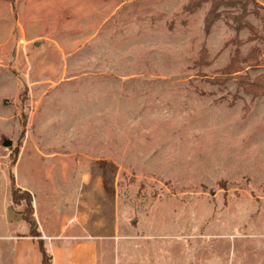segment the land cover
Instances as JSON below:
<instances>
[{
    "label": "rangeland",
    "instance_id": "1",
    "mask_svg": "<svg viewBox=\"0 0 264 264\" xmlns=\"http://www.w3.org/2000/svg\"><path fill=\"white\" fill-rule=\"evenodd\" d=\"M188 1L0 0V264L26 165L41 204L102 180L119 230L101 264H264V96L240 77L264 73V10L207 33L211 3Z\"/></svg>",
    "mask_w": 264,
    "mask_h": 264
},
{
    "label": "crops",
    "instance_id": "2",
    "mask_svg": "<svg viewBox=\"0 0 264 264\" xmlns=\"http://www.w3.org/2000/svg\"><path fill=\"white\" fill-rule=\"evenodd\" d=\"M18 166L19 161L16 163V167ZM26 166L28 172L25 176L22 175L25 179H21V183L17 171L14 173L16 183L20 188L31 191L34 196L35 217L46 249L52 255L51 264H101L104 241L116 238L119 230L117 200L107 198L104 203L102 180L99 177L92 180L85 175L82 178V187L77 192L73 191V200L70 203L60 200L56 205L51 200L55 190L48 187L44 198L46 201L41 204L33 182L32 173L35 167ZM20 173H23V169ZM42 173L41 170L40 174ZM42 178L46 182L49 176L46 174ZM59 193L62 195L61 190ZM104 212H107V216H104ZM19 216L25 222L21 214ZM29 230L26 224L15 235V264L41 262L37 237L31 236Z\"/></svg>",
    "mask_w": 264,
    "mask_h": 264
},
{
    "label": "trees",
    "instance_id": "3",
    "mask_svg": "<svg viewBox=\"0 0 264 264\" xmlns=\"http://www.w3.org/2000/svg\"><path fill=\"white\" fill-rule=\"evenodd\" d=\"M210 2V8L205 16L204 26L205 31L209 33L218 19L222 15L223 8L235 7L241 5V16L244 18L248 14V5L253 4L255 12L258 13V9L264 10V0H189L183 7L185 11H194L199 8L203 3ZM239 56V50L236 51V57ZM237 59V58H235ZM235 61V60H234ZM233 64V63H232ZM231 69H227L229 73ZM240 71V70H237ZM235 71V72H237ZM243 78L242 85L244 89L254 95L264 96V73H262L256 80H250L249 75L240 76ZM16 164V160L12 161V166ZM10 185H11V202L16 207L22 206L18 211L21 214L22 219L29 226V233L31 236L37 237L38 247L41 254L40 264H51L52 255L47 251L45 241L42 238V234L39 230L38 222L35 217L34 208V196L31 191L20 188L15 179L14 172L10 173Z\"/></svg>",
    "mask_w": 264,
    "mask_h": 264
},
{
    "label": "water",
    "instance_id": "4",
    "mask_svg": "<svg viewBox=\"0 0 264 264\" xmlns=\"http://www.w3.org/2000/svg\"><path fill=\"white\" fill-rule=\"evenodd\" d=\"M3 144H4V146L9 147V146H11L13 144V142L10 139H5L4 142H3Z\"/></svg>",
    "mask_w": 264,
    "mask_h": 264
}]
</instances>
